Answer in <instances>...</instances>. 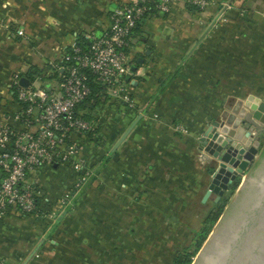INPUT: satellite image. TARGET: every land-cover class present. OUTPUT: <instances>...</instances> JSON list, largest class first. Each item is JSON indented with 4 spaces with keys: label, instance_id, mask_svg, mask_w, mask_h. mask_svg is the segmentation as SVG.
<instances>
[{
    "label": "crops",
    "instance_id": "crops-1",
    "mask_svg": "<svg viewBox=\"0 0 264 264\" xmlns=\"http://www.w3.org/2000/svg\"><path fill=\"white\" fill-rule=\"evenodd\" d=\"M132 1L0 0V124L13 110L16 74L56 89L72 45L101 38ZM208 1L176 2L139 23L131 102L104 89L98 104L81 106L94 125L80 138L94 176L76 192L71 166L31 173L56 217L0 216V264H165L168 249L191 244L194 219L217 204L203 203L215 161L201 140L211 130L244 139L246 101L264 99V0Z\"/></svg>",
    "mask_w": 264,
    "mask_h": 264
},
{
    "label": "built area",
    "instance_id": "built-area-1",
    "mask_svg": "<svg viewBox=\"0 0 264 264\" xmlns=\"http://www.w3.org/2000/svg\"><path fill=\"white\" fill-rule=\"evenodd\" d=\"M176 2L198 9L209 3L133 0L114 11L111 26L101 38H92L87 48L78 42L72 45L64 59L62 85L56 89L43 85L23 87L21 75L14 76L13 110L8 122L0 124V216L15 211L37 219L56 217L55 206L28 181V176L41 167H73L80 173L76 192L90 181L94 171L82 157L80 138L94 130L93 122L81 111L93 96L92 83L102 85L113 98L131 102L134 31L149 13L168 14ZM177 130L185 131L183 127Z\"/></svg>",
    "mask_w": 264,
    "mask_h": 264
},
{
    "label": "water",
    "instance_id": "water-1",
    "mask_svg": "<svg viewBox=\"0 0 264 264\" xmlns=\"http://www.w3.org/2000/svg\"><path fill=\"white\" fill-rule=\"evenodd\" d=\"M137 70L134 67L132 72ZM20 84L28 87L30 80L24 77ZM245 106L249 113L242 122L247 132L244 139L237 141L232 134L223 136L219 131L211 134V130L201 140L218 167L211 168V183L203 203L214 197L219 203L258 155L260 143L254 140L264 131V99H248ZM194 264H264V151Z\"/></svg>",
    "mask_w": 264,
    "mask_h": 264
},
{
    "label": "rangeland",
    "instance_id": "rangeland-1",
    "mask_svg": "<svg viewBox=\"0 0 264 264\" xmlns=\"http://www.w3.org/2000/svg\"><path fill=\"white\" fill-rule=\"evenodd\" d=\"M11 28L14 29V27H11ZM14 30L16 31V28ZM21 35L24 36V31L23 30H19L18 31V36H21ZM258 141L260 143L259 152H258V155L256 156V158L254 159V163H253L252 167L250 169H248L246 171V173H244L243 176H245V177H243V176L239 177L238 180L234 183V184H236V183L239 184L238 187L235 189V191L233 193H231L232 189L229 188L230 190L226 193V195L229 196V201H228V203H227V205L225 207V211H224L222 216H224V214L226 213L227 209L230 207L231 203L235 199V197H236V195H237V193L239 191V188H240V185H241L242 181L244 180V178L246 179L249 176V174L253 170L254 166L256 165L258 159L260 158L262 152L264 151V131L263 130L260 133L258 132V134L256 135V138H255L254 142H258ZM213 168L217 169L218 167H217V165H214ZM197 205H199V207L202 206L200 204V202ZM214 206H215V204L213 205V203H209L208 209L206 211H203V212L201 211L202 213H200V214H205V216L203 217V215H201L200 218L194 219V231L198 232V234L200 233L199 231H201V229L203 228V221H204L206 215L208 216L209 212L211 211L210 209L212 207L214 208ZM219 221H220V219L218 220V222ZM218 222L214 226L210 227L211 228V232H210V234H209L207 239H209L210 236L213 235L214 231L216 230V228L218 226ZM198 234L195 237V233H194V237L195 238H193V241L191 242L190 245H189V242H187V243L184 242L182 244V248H180V249H170V250L168 249V251H167V259H166V263L165 264H182L188 258V256L192 255L194 253V250H195V241H197L199 239ZM192 237H193V235H191V238ZM199 252L197 253V255L199 254ZM197 255L193 258L192 264H194V262L196 261Z\"/></svg>",
    "mask_w": 264,
    "mask_h": 264
},
{
    "label": "trees",
    "instance_id": "trees-1",
    "mask_svg": "<svg viewBox=\"0 0 264 264\" xmlns=\"http://www.w3.org/2000/svg\"><path fill=\"white\" fill-rule=\"evenodd\" d=\"M141 24V23H140ZM140 24L138 25V27L136 28V30L139 28ZM83 48H87L89 46V41L87 40H78L77 41ZM177 72V71H176ZM176 72H174L171 76L170 79L176 74ZM39 72H36L35 70L30 71L27 76L30 79H36L38 78ZM92 88H93V97L96 101V104H98L100 101H102L103 99V94H105L103 92L104 87L100 84L97 83H92ZM96 85V86H95ZM163 87V86H162ZM162 89H160L161 91ZM102 91V92H101ZM101 92V93H100ZM97 94V96H96ZM102 94V95H101ZM91 98V99H92ZM238 183L233 184L231 189L233 193L235 191V189L238 187ZM229 201V196L225 195L221 201L219 203H217L215 205V207L209 212L208 216L205 219V222L203 224V228L201 229L200 233L198 234L199 239L197 241H195V250L194 253L190 256H188V258L182 263V264H192L193 262V258L197 255V253L201 250L203 244L205 243V241L207 240L210 232H211V228L212 226H214L218 220L221 218V216L223 215L224 211H225V207L227 205Z\"/></svg>",
    "mask_w": 264,
    "mask_h": 264
},
{
    "label": "flooded vegetation",
    "instance_id": "flooded-vegetation-1",
    "mask_svg": "<svg viewBox=\"0 0 264 264\" xmlns=\"http://www.w3.org/2000/svg\"><path fill=\"white\" fill-rule=\"evenodd\" d=\"M256 166V165H255ZM259 168V167H258ZM216 205V204H215Z\"/></svg>",
    "mask_w": 264,
    "mask_h": 264
}]
</instances>
